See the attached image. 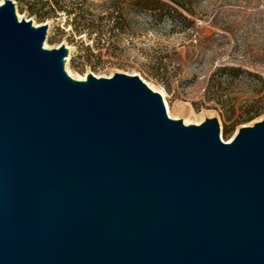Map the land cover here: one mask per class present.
I'll use <instances>...</instances> for the list:
<instances>
[{
    "label": "water",
    "instance_id": "obj_1",
    "mask_svg": "<svg viewBox=\"0 0 264 264\" xmlns=\"http://www.w3.org/2000/svg\"><path fill=\"white\" fill-rule=\"evenodd\" d=\"M0 4V264H264V119L231 141L137 73L85 79Z\"/></svg>",
    "mask_w": 264,
    "mask_h": 264
},
{
    "label": "rangeland",
    "instance_id": "obj_2",
    "mask_svg": "<svg viewBox=\"0 0 264 264\" xmlns=\"http://www.w3.org/2000/svg\"><path fill=\"white\" fill-rule=\"evenodd\" d=\"M13 1L17 16L48 24L47 48H71L72 73H137L177 118H217L226 141L264 119L263 109L235 122L264 96V0ZM223 65L241 70L221 74Z\"/></svg>",
    "mask_w": 264,
    "mask_h": 264
},
{
    "label": "trees",
    "instance_id": "obj_3",
    "mask_svg": "<svg viewBox=\"0 0 264 264\" xmlns=\"http://www.w3.org/2000/svg\"><path fill=\"white\" fill-rule=\"evenodd\" d=\"M155 5L157 4L156 2L154 3ZM147 7V5H143ZM177 10V9H176ZM180 14L187 18L186 15H184L181 11ZM218 70L221 72V74H226V75H238V72L241 70L240 67L233 66V65H223L218 68ZM214 93V92H213ZM264 109V96L262 99H260V103L258 105H255V107H251L246 109L243 114H241L239 117L235 119L236 123L241 122L240 120H249L253 118L255 115L261 113Z\"/></svg>",
    "mask_w": 264,
    "mask_h": 264
},
{
    "label": "bare ground",
    "instance_id": "obj_4",
    "mask_svg": "<svg viewBox=\"0 0 264 264\" xmlns=\"http://www.w3.org/2000/svg\"><path fill=\"white\" fill-rule=\"evenodd\" d=\"M18 17L21 19L22 18V16L20 15V14H18ZM35 25H37V23H34ZM47 37H45V40H44V42H43V45H44V47H48L49 45L47 44ZM68 46V45H67ZM69 47V46H68ZM70 48V47H69ZM71 49V48H70ZM70 52V51H69ZM69 60H70V53H68L67 55H66V57H65V69L67 70V72L72 76V77H74V78H77V79H85L86 77L84 76V77H81L80 75H78V74H76V73H72L71 71H70V69H69V66H68V63H69ZM145 82L149 85V87H151L152 89H154V90H157V91H159L161 94H162V97H163V100H164V103H165V105H166V108H167V112H168V114L171 116V115H173V113H172V111H169V108H168V103H167V101H166V98L164 97V93L161 91V90H159L158 88H156L154 85H152L151 83H149L147 80H145ZM170 112H171V114H170ZM171 117H174V118H177L178 116L177 115H173V116H171ZM184 122L185 123H189V119H184ZM190 124V123H189ZM223 137V136H222ZM234 137V136H233ZM233 137H232V139H233ZM224 139V138H223ZM231 139V140H232ZM230 140V141H231ZM229 142V141H228Z\"/></svg>",
    "mask_w": 264,
    "mask_h": 264
},
{
    "label": "snow or ice",
    "instance_id": "obj_5",
    "mask_svg": "<svg viewBox=\"0 0 264 264\" xmlns=\"http://www.w3.org/2000/svg\"><path fill=\"white\" fill-rule=\"evenodd\" d=\"M3 2V0H0V3H2Z\"/></svg>",
    "mask_w": 264,
    "mask_h": 264
}]
</instances>
